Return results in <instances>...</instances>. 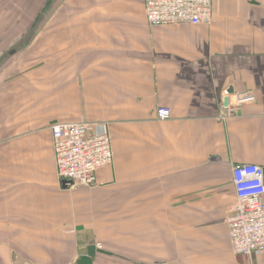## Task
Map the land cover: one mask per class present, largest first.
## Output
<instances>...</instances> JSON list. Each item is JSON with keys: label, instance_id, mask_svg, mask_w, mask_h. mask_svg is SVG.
Wrapping results in <instances>:
<instances>
[{"label": "crops", "instance_id": "0c3cea01", "mask_svg": "<svg viewBox=\"0 0 264 264\" xmlns=\"http://www.w3.org/2000/svg\"><path fill=\"white\" fill-rule=\"evenodd\" d=\"M26 1L0 0V264H264L227 225L233 168L264 169V0L156 28L143 0H39L34 30ZM230 88L257 101L223 120ZM82 121L114 162L65 190L49 127Z\"/></svg>", "mask_w": 264, "mask_h": 264}, {"label": "built area", "instance_id": "2783aa9c", "mask_svg": "<svg viewBox=\"0 0 264 264\" xmlns=\"http://www.w3.org/2000/svg\"><path fill=\"white\" fill-rule=\"evenodd\" d=\"M148 25L152 28L176 25H211L218 0H143ZM222 119L235 117L237 108L256 102L250 90L237 92ZM159 121L171 119V111L157 110ZM60 181H70L71 190L93 189L99 170L112 166L114 152L107 122L55 123L49 127ZM235 202L227 219L233 254L251 257L264 252V169L257 165L233 168ZM99 248H101L99 246Z\"/></svg>", "mask_w": 264, "mask_h": 264}, {"label": "rangeland", "instance_id": "374dc122", "mask_svg": "<svg viewBox=\"0 0 264 264\" xmlns=\"http://www.w3.org/2000/svg\"><path fill=\"white\" fill-rule=\"evenodd\" d=\"M18 2H20V3H22V1H18ZM27 3L24 5V7H23V9H22V11H21V13H20V17H22L23 19L24 18H27V17H25V16H23V14H27L28 13V11L25 13V10L26 9H29V8H31V18H32V20L30 21V23H31V30H34V25L35 24H38V20H37V16H38V14H39V12L41 11V8L43 7V2H42V5H41V3H39V0H32V4H29L28 3V1H26ZM50 3V2H49ZM19 7H20V5H19ZM19 7H17V9L19 8ZM27 39H28V36H23L22 38H21V41L23 42V43H26V41H27ZM18 44H20V43H18ZM84 122V121H83ZM92 122H94V121H92ZM97 122H99V121H97ZM63 123H71V122H63ZM50 130V129H49ZM51 132V131H50ZM112 137V136H111ZM51 140H52V135H51ZM112 146H113V140H112Z\"/></svg>", "mask_w": 264, "mask_h": 264}, {"label": "water", "instance_id": "95a60500", "mask_svg": "<svg viewBox=\"0 0 264 264\" xmlns=\"http://www.w3.org/2000/svg\"><path fill=\"white\" fill-rule=\"evenodd\" d=\"M234 94V90H233V88H230L228 91H227V93H226V95H227V98L224 100V106H225V108H227V106H228V104H229V98H228V96H231V95H233ZM62 186H63V188L66 190V189H68L71 185H72V183L71 182H69V181H63L62 183ZM90 250V252L92 251H94V248H89ZM95 252V251H94ZM99 253H102V254H107L106 252H103V251H99ZM108 255V254H107Z\"/></svg>", "mask_w": 264, "mask_h": 264}]
</instances>
